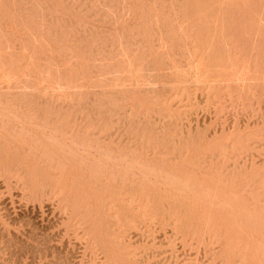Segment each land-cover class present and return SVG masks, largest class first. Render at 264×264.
Wrapping results in <instances>:
<instances>
[{
  "label": "rangeland",
  "instance_id": "374dc122",
  "mask_svg": "<svg viewBox=\"0 0 264 264\" xmlns=\"http://www.w3.org/2000/svg\"><path fill=\"white\" fill-rule=\"evenodd\" d=\"M0 264H264V0H0Z\"/></svg>",
  "mask_w": 264,
  "mask_h": 264
},
{
  "label": "bare ground",
  "instance_id": "6f19581e",
  "mask_svg": "<svg viewBox=\"0 0 264 264\" xmlns=\"http://www.w3.org/2000/svg\"><path fill=\"white\" fill-rule=\"evenodd\" d=\"M125 16V15H124ZM121 18H122V16H121ZM122 22H123V20H122ZM189 65V64H188ZM186 67V66H185ZM181 68V67H180ZM46 91V90H45ZM31 98V97H30ZM21 101V100H20ZM30 105V104H29ZM16 107V106H15ZM29 108V107H28ZM31 115V114H30ZM18 119V118H17ZM116 120V119H115ZM5 123V122H4ZM4 130V129H3ZM66 133V132H65ZM29 134V133H28ZM30 136V135H29ZM30 153V152H29ZM15 154V153H14ZM25 161V160H24ZM50 182V181H49ZM123 184V183H122ZM104 188V187H103ZM118 188V187H117ZM12 244V243H11ZM261 245V244H260ZM3 249V248H2ZM4 251V250H3Z\"/></svg>",
  "mask_w": 264,
  "mask_h": 264
}]
</instances>
